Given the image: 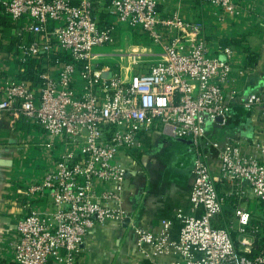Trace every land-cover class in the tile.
Listing matches in <instances>:
<instances>
[{
    "label": "built area",
    "instance_id": "1",
    "mask_svg": "<svg viewBox=\"0 0 264 264\" xmlns=\"http://www.w3.org/2000/svg\"><path fill=\"white\" fill-rule=\"evenodd\" d=\"M201 1L234 10L231 0ZM0 12L27 37L24 55L44 56L56 66L54 74L39 72L36 83L0 72V111L66 146L54 166L24 188L23 197L45 198L51 210L40 211L34 203L27 207L17 223L13 264H77L96 223L123 219V212L102 199L119 200L127 168L118 157L140 150L142 135L151 131L188 140L193 154L189 204L198 213L175 210L176 237L170 236L172 222L166 218L157 232L133 224L137 252L147 260L168 257L167 264H264V243L252 252L264 216L253 217L237 205L225 227L216 226L225 203L217 178L230 181V194L239 198L245 184L264 208V163L233 141L223 146L211 141L218 151L215 174L202 149L206 121L220 118L224 124L237 96L225 88L229 46H221V57L210 56L202 22L163 16L156 0H0ZM111 16L159 46L160 60L132 67L127 79L121 67L100 63L97 58L104 54L94 49L113 42ZM242 104L264 106V93H251ZM257 148L264 151L261 144ZM95 180L112 190L99 198Z\"/></svg>",
    "mask_w": 264,
    "mask_h": 264
},
{
    "label": "crops",
    "instance_id": "2",
    "mask_svg": "<svg viewBox=\"0 0 264 264\" xmlns=\"http://www.w3.org/2000/svg\"><path fill=\"white\" fill-rule=\"evenodd\" d=\"M156 1L158 12L163 16L177 15L202 22V36L210 56L221 57L222 40L240 39L238 44L230 46V71L225 87L228 92L235 90L237 96L229 105L230 116L224 124L206 121L202 149L215 174L218 151L208 144L211 141L220 146L233 141L244 154L264 163V151L257 148V144L264 146V106L245 108L242 104V99L249 94L264 93V0H231L233 11L201 0ZM109 19L116 23L113 16ZM26 42L27 37L19 27L10 24L0 12V72L20 79L24 65L33 61L32 69L28 70L29 82L36 83L37 74L42 71L54 74L56 66L52 61L44 56L24 55L21 48ZM12 121L9 113L0 111V264H13L17 223L27 207L34 203L40 211L51 210L47 199L32 202L23 197V192L26 185L40 180L66 149L61 139L49 140L42 131L27 130L17 120ZM117 161L127 168L124 189L119 200H102L106 206L123 212L124 217L96 223L85 238L77 264H167L168 257L147 260L137 252L132 225L157 232L160 221L166 218L172 222L170 236L176 237L180 223L175 218V210L198 213L189 204L193 180L189 142L151 131L142 135L140 150L129 157L120 155ZM216 187L225 198L224 218H233V208L237 205L246 207L253 217L264 216L263 206L260 216L254 215L256 200L245 184L240 198L230 194L233 185L226 179L217 178ZM108 190H112L110 184L94 181V193L99 198ZM125 219L128 221L123 224Z\"/></svg>",
    "mask_w": 264,
    "mask_h": 264
},
{
    "label": "rangeland",
    "instance_id": "3",
    "mask_svg": "<svg viewBox=\"0 0 264 264\" xmlns=\"http://www.w3.org/2000/svg\"><path fill=\"white\" fill-rule=\"evenodd\" d=\"M114 32V40L111 43H106L100 47H96L94 51L104 54L99 59L100 63L111 64L116 67H121L124 77L127 79L131 72V68H147L151 64L160 60L161 49L155 45L145 35L136 30L128 28L126 24H120L117 19ZM113 23V22H112ZM133 51L139 56H132ZM255 216H260L262 205L255 201ZM259 218V217H258ZM239 245L238 241H235Z\"/></svg>",
    "mask_w": 264,
    "mask_h": 264
},
{
    "label": "trees",
    "instance_id": "4",
    "mask_svg": "<svg viewBox=\"0 0 264 264\" xmlns=\"http://www.w3.org/2000/svg\"><path fill=\"white\" fill-rule=\"evenodd\" d=\"M240 42V39H237V38H232V39H225V40H222L221 44L222 46H234L236 44H238ZM247 51V50H246ZM249 53V52H248ZM252 60V58H249V61ZM33 61H28L26 63V65H24L23 67V74H22V77L20 79H23V80H26L28 81V70L29 69H32V66H33ZM228 213V212H227ZM224 214H226V210L224 209L223 207V210L221 212V214L219 215L218 217V220L216 222V226H220V227H225V224L228 222L229 218H224ZM235 232H232V236L233 238L235 239ZM236 241V239H235ZM264 243V228L262 230V232L260 233L259 236H257L253 242V249H252V252L254 253V251L258 248L259 245H262Z\"/></svg>",
    "mask_w": 264,
    "mask_h": 264
},
{
    "label": "water",
    "instance_id": "5",
    "mask_svg": "<svg viewBox=\"0 0 264 264\" xmlns=\"http://www.w3.org/2000/svg\"><path fill=\"white\" fill-rule=\"evenodd\" d=\"M217 120H219V121H220V118H217ZM127 221H128V219H125V220L123 221V224H126V223H127Z\"/></svg>",
    "mask_w": 264,
    "mask_h": 264
},
{
    "label": "bare ground",
    "instance_id": "6",
    "mask_svg": "<svg viewBox=\"0 0 264 264\" xmlns=\"http://www.w3.org/2000/svg\"><path fill=\"white\" fill-rule=\"evenodd\" d=\"M132 56L134 57V56H139V55H138V54H136V55H132Z\"/></svg>",
    "mask_w": 264,
    "mask_h": 264
}]
</instances>
